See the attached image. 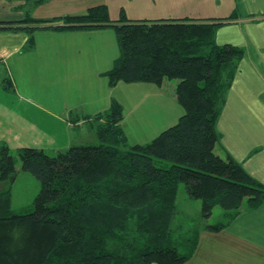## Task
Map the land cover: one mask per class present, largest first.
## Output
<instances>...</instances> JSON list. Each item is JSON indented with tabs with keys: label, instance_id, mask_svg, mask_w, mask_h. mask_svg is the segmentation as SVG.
Segmentation results:
<instances>
[{
	"label": "trees",
	"instance_id": "16d2710c",
	"mask_svg": "<svg viewBox=\"0 0 264 264\" xmlns=\"http://www.w3.org/2000/svg\"><path fill=\"white\" fill-rule=\"evenodd\" d=\"M47 1L23 0L24 17L0 21V29L25 31L22 49L30 51L36 29L109 27L119 55L104 72L108 85L176 80L174 97L183 112L148 142L129 144L121 127L123 107L111 99L109 108L94 116L100 143L73 145L55 155L20 148V169L39 182L33 206L20 211L25 213L11 207L15 162L0 142V183H8L0 188V264H183L199 233L186 239L180 252L170 228L178 183L201 201L203 218L219 207L229 211L228 222L243 202L255 209L264 201V184L227 152H216L215 123L243 50L216 43L215 31L237 15L128 19L120 12L112 20L107 6L96 4L53 19L30 16ZM227 222L207 224L204 230L218 231Z\"/></svg>",
	"mask_w": 264,
	"mask_h": 264
},
{
	"label": "crops",
	"instance_id": "0c3cea01",
	"mask_svg": "<svg viewBox=\"0 0 264 264\" xmlns=\"http://www.w3.org/2000/svg\"><path fill=\"white\" fill-rule=\"evenodd\" d=\"M14 1L16 7H6V0H0V21L24 17L23 0ZM64 1L49 0L31 13L36 16V11L49 5L46 13L54 12L56 17L79 14L96 3L107 6L112 20L120 12L128 19H219L235 13V19L215 31L216 43L243 50L215 123L220 142L216 152H227L264 184V0H129V7L124 0H73L70 3L78 7L71 10ZM63 33L68 37H61ZM33 35L34 48L25 51V31L0 29V142L7 144L11 154L35 147L54 155L74 144L94 143L99 123L94 116L106 111L111 99L123 107L124 133L132 130L129 120L134 131H145L144 140H151L182 114L174 97L176 80L164 79L161 85H108L104 72L119 55L111 28L36 29ZM85 133L89 141H83ZM14 162L16 176L21 169L19 160ZM183 264H264V201L255 209L243 202L237 215L218 231L203 229Z\"/></svg>",
	"mask_w": 264,
	"mask_h": 264
},
{
	"label": "rangeland",
	"instance_id": "374dc122",
	"mask_svg": "<svg viewBox=\"0 0 264 264\" xmlns=\"http://www.w3.org/2000/svg\"><path fill=\"white\" fill-rule=\"evenodd\" d=\"M99 3H106V1L99 0ZM110 3H114L116 0H109ZM120 3L123 2V0H119ZM125 5H127L129 0H124ZM64 2H69L66 6L67 9H74L77 6V3H70L74 2L73 0H67ZM97 4V3H96ZM123 4H120V6ZM5 6L10 7H16L17 3L14 0H6ZM49 6V5H47ZM47 6L41 7L39 11H36L34 16V13H31L30 16L33 18L41 17L43 19H53L56 17L54 12H48L46 13ZM127 7H129L127 5ZM113 11V9H111ZM69 14V13H68ZM61 37H68L66 33H63ZM34 39V35H33ZM169 82H173V79H167ZM171 80V81H170ZM168 82V81H167ZM181 108V107H180ZM182 110V108H181ZM139 118V116H137ZM128 119L130 117L128 116ZM128 121L129 127H132L131 131L125 132V135L127 137V141L129 144L134 143H145L148 142V140H144L143 138L145 136V131H134L133 125ZM165 129V128H164ZM162 131V130H161ZM74 137V136H73ZM83 141H89V136L85 133ZM56 141V140H55ZM60 141V140H59ZM77 143V142H73ZM79 143V142H78ZM100 143L98 140V137L96 138L94 143L91 144H98ZM75 145V144H74ZM66 150V149H65ZM63 150V151H65ZM45 152L48 155H53L51 152L46 150ZM14 156V159L16 163L18 164V156L16 153H12ZM55 155V154H54ZM157 164H159V160H155ZM167 164V162H164L163 164ZM15 180L10 183V204L12 209L15 212L19 213H25L20 212L22 209H30L33 206V199L37 192L39 191V182L28 172L18 170ZM4 184V185H2ZM8 186V183L3 182L0 183V188H5ZM200 208H201V201L199 199H193L190 198L186 191L183 183H178V189H177V198H176V212L174 214V217L171 221L170 228L172 230V238L176 242H180V252H184L186 248L182 246V243H185V240L191 237L196 232L201 233V231L204 229V227L207 224H218V223H225L228 220V215L222 208L215 207L212 210L211 215L208 218H203L200 215ZM133 234V233H132ZM132 234H128L126 239H130L132 237ZM198 235V236H199ZM199 238V237H198Z\"/></svg>",
	"mask_w": 264,
	"mask_h": 264
}]
</instances>
